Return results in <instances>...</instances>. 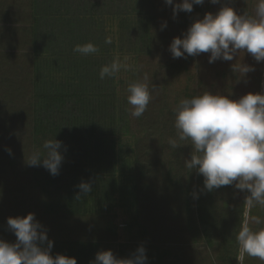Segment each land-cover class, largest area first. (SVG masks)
<instances>
[{
	"label": "trees",
	"instance_id": "16d2710c",
	"mask_svg": "<svg viewBox=\"0 0 264 264\" xmlns=\"http://www.w3.org/2000/svg\"><path fill=\"white\" fill-rule=\"evenodd\" d=\"M33 1L40 15L42 7L47 12V6L52 5L60 21V26L55 29L58 34L54 38H47L50 28L44 31L47 34L45 44H42L35 31L31 42L38 55L35 58L40 60L38 67L42 65L40 67L48 72L54 69L55 73H64L69 69L74 73L70 76V79L73 78L72 83H68L69 77L60 81L51 79L41 90L36 91L34 111L28 120L30 135L37 147H42L45 140L53 138L70 146L65 151L68 160L62 161L58 175H51L43 166H31V185L43 195L44 213L58 215L65 220L92 216L96 217L97 223H103V214L99 210L110 212L116 202L122 206H130V203L139 205L141 197H147V210H155L154 216L151 213L149 218H140L141 221L134 219L133 224L137 228L132 236L133 242L120 244L122 250L131 249L130 253H133L143 246L147 264H176L174 260L168 262L173 255L180 258L175 248L164 245L170 241L183 245L182 256L187 260L181 264H197V249L203 260L204 252L209 254L212 259L209 264H237L239 245L236 237L245 220L244 214L246 218L258 216L264 220V207L256 206L249 210L244 202L248 193L240 192L231 185L207 191L203 186V176L178 162L184 154V160L190 159L192 145L188 146L183 141L180 142L183 145L172 148L168 143L177 130L169 126L172 131L170 138L164 141L159 138L156 142L159 152L168 149L171 156L165 176H161L159 169L151 173L148 165L140 166L141 161L136 154L133 160L134 174L129 177L131 182L119 183L114 177L117 160L122 169L129 151L127 147L123 148L115 136L127 128V110L125 106L116 104L113 79H101L100 69L113 61L116 52L150 54L157 50L161 42L157 29L165 13L159 0H121L118 5L115 0H106L104 8L100 5L102 2L96 0ZM202 7L194 5L193 10L201 12L204 10ZM245 13L251 16L247 3L242 14ZM105 14L119 17L115 38L108 35L103 26L101 15ZM190 15L180 11L173 20H169V24L177 22L178 28L187 29ZM35 19L40 20L37 15ZM161 37H166V34ZM106 38L112 42L105 43ZM87 42H92L99 51L89 56L73 51L77 44ZM71 56L75 57L74 64ZM172 66L177 69L182 67L178 63ZM193 96L194 93H188L187 97ZM117 144L120 147L117 148ZM154 151L157 149L154 148ZM152 157L157 165H164L159 156L154 154ZM134 175L135 179L132 178ZM159 177L165 180L163 184L158 183ZM81 182H89L91 191L87 196L77 199ZM193 193L198 194V198H194ZM155 201L171 211L167 226L163 224L166 220L161 215V209H154ZM135 207L137 210L138 206ZM93 208L98 211L92 212ZM159 222L162 226L157 227L156 223ZM106 227L103 235L94 233L90 228L86 232L88 236L85 233L75 239L68 236L51 239V255L63 254L75 257L77 264H91L97 253L98 241L110 233L115 235L116 226L108 223ZM251 227L255 230L264 227V224H252ZM243 264H264V261L245 256Z\"/></svg>",
	"mask_w": 264,
	"mask_h": 264
},
{
	"label": "rangeland",
	"instance_id": "374dc122",
	"mask_svg": "<svg viewBox=\"0 0 264 264\" xmlns=\"http://www.w3.org/2000/svg\"><path fill=\"white\" fill-rule=\"evenodd\" d=\"M39 1L41 3L44 0ZM96 1L99 3L101 1V7H105L106 0ZM120 1L115 0V3L118 5ZM1 3L6 4L7 7L0 8V209H2L0 212V239L15 242L16 236L8 228L7 218L9 216H23L29 212L35 213L36 219L47 229L49 239L54 240L56 237L65 238L67 236L75 239L85 235L88 230L90 231V228L94 230V233L98 232L103 235L107 228L106 225L111 223L116 226L115 235L110 233L103 240L98 241L97 252L110 249L118 259L130 258L134 252L130 253L131 249L122 250L120 244H132V236L137 228L133 224L134 219L141 221L140 218L144 216L149 218L151 213L154 216L155 210L152 212L147 210V197H141L138 202L139 205H135L138 206L137 210L131 203L130 206H122L119 202L115 203L110 212L99 210L103 214V223H97L96 217L92 218V216L65 220L58 215L44 213L42 209L43 195L31 185V183L33 184L30 172L32 168L27 163V157L30 153L37 150L43 152L44 150L42 147H37L32 141L28 120L34 111L33 103L36 91L41 90L51 79L60 81L61 79L67 80L69 77L68 83H72L73 78L70 79V76L74 73L69 69L64 73H55L54 69L48 72L40 67L42 65L38 67L40 60L35 58L38 55L31 42L35 31L39 40L43 42L42 44H45L46 41L45 36L47 34L45 35L44 31L47 28H50L47 30L49 40L58 34V30L55 29H58L56 26H60L59 15L55 14L52 5L47 6V12L42 7V15H40L36 12L37 7L34 6L33 0H3ZM224 3L230 4L239 14H242L247 3L251 15H254L257 0H221L220 4H212L210 0H205L202 5L203 11L196 12L193 10L191 12L189 26L196 19H202L206 12L215 14ZM159 4L165 10L162 20L167 22L168 28L165 27L161 30V20L157 29V36L161 42L157 50L150 54L116 52L113 58V60L119 59L121 62H125L124 58L127 57L126 62L137 68L136 71L121 69L115 77H112L116 90L115 102L116 104L119 103L120 106H125L127 110V128L115 135L116 140L120 142L123 148L127 147L129 150L125 166L120 169L118 160L115 165L114 177L119 183L131 182L129 177L134 174L133 160L136 154L141 161L140 166L148 165L151 173H155L159 169L161 176H165L168 169L167 162L170 161L171 156L168 149L159 152L160 148L157 147L156 142L159 138L162 141L170 138L172 131L169 126L176 130L174 109L180 100L188 98V93H194L196 96L200 92L208 91L213 94L229 96L231 99H239L248 92L263 93L264 89V61L257 62L248 53L244 55L240 53L233 61L217 60L211 64L208 63L210 53H201L196 57L190 56L187 60L186 58L173 59L168 51V46L174 37L184 33L187 29L178 28L177 22L169 24V20L171 18L173 20L172 6L166 5L164 0H159ZM36 15L40 18L39 21L35 19ZM101 16L107 34L115 38L117 18L119 17L109 14ZM165 34L166 37H161ZM162 40L165 41L162 42ZM49 45L51 44L49 43ZM71 57L74 64L75 57ZM240 61L252 65L255 70L247 73L246 76L233 73L231 65ZM174 63H178L182 67L180 69L174 68L172 66ZM144 76L148 77L147 82L150 88L156 87L157 92L153 93V98L145 113L141 117L135 118L130 115V105L127 104V87L130 82L143 79ZM167 124H169L168 127L164 129ZM174 134L173 138H176L177 134ZM190 143V141H185L188 146ZM116 147L120 146L117 144ZM69 148V144L63 142V147L60 150L64 156L63 160H68L65 151ZM154 148L157 151H154ZM154 154L159 156L164 165H157V161L152 157ZM185 157L186 154L178 162L185 165ZM132 178L135 179L136 175ZM163 180L159 177L158 183L163 184L165 181ZM155 202V205L150 202L149 204L155 206L154 209L156 207L161 209V215L166 220L163 224L167 226L166 223H168V216H170L171 211L166 210L160 202ZM95 211L98 209L93 208L92 212ZM244 219H246V213ZM156 225L160 227L162 223L159 222ZM86 235L88 236L89 233ZM164 245L173 247L172 249L175 248L180 257L178 259L176 255H173L172 258L169 257L168 262L172 260L176 264L186 262L187 258L182 256L183 249L181 248L183 245L170 241H166ZM206 251L208 252V249ZM196 252L198 254L195 257L197 264H209L208 262L212 260L208 253L204 252L203 260L200 250L197 249ZM237 264H239L238 259Z\"/></svg>",
	"mask_w": 264,
	"mask_h": 264
},
{
	"label": "clouds",
	"instance_id": "9594fccd",
	"mask_svg": "<svg viewBox=\"0 0 264 264\" xmlns=\"http://www.w3.org/2000/svg\"><path fill=\"white\" fill-rule=\"evenodd\" d=\"M205 0H164L172 6L173 18L180 11L191 13L194 5H203ZM220 4L221 0H210ZM167 27L163 22L161 30ZM110 38L105 43L110 44ZM74 52L82 56L97 53L92 43L77 44ZM168 51L173 59L196 57L210 53L208 63L217 60L233 61L240 53L250 54L257 62L264 61V0H257L255 14H239L230 4L224 3L213 14L206 12L202 19H196L181 36L174 37ZM119 59L101 67V79L112 78L124 69L136 71L134 65ZM233 73L246 76L255 68L241 61L231 65ZM148 77L130 82L127 87V104L130 115L141 117L157 92L150 88ZM176 138L169 139V145L177 148L183 141H190L192 152L185 160V167L204 178L207 191L233 186L240 192H247L244 202L249 210L264 207V93L248 92L239 99L204 92L202 95L180 100L174 109ZM63 142L53 139L44 141L43 152L37 150L27 157L29 166H43L51 175L59 174L64 159L60 151ZM10 152V150H9ZM11 154V153H10ZM81 196L91 191L89 182L78 185ZM194 198L198 194L193 193ZM252 224H264L258 216L246 218L236 237L239 245V264L245 256L264 261V227L253 229ZM8 228L15 234V242L0 239V264H77L75 257L63 254L51 255L53 241L47 229L36 219L35 213L23 216H9ZM91 264H147L146 250L139 246L130 258L118 259L112 250L96 253Z\"/></svg>",
	"mask_w": 264,
	"mask_h": 264
},
{
	"label": "crops",
	"instance_id": "0c3cea01",
	"mask_svg": "<svg viewBox=\"0 0 264 264\" xmlns=\"http://www.w3.org/2000/svg\"><path fill=\"white\" fill-rule=\"evenodd\" d=\"M3 0H0V8H6L7 6H6V4L5 5H3V3H1ZM5 10V9H4ZM1 16V15H0Z\"/></svg>",
	"mask_w": 264,
	"mask_h": 264
}]
</instances>
